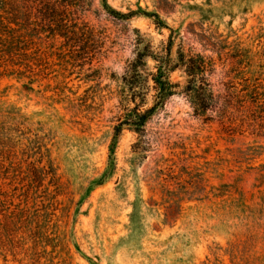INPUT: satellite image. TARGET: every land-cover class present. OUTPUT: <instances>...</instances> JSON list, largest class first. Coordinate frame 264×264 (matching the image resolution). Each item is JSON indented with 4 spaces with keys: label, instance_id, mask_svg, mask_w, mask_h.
<instances>
[{
    "label": "rangeland",
    "instance_id": "1",
    "mask_svg": "<svg viewBox=\"0 0 264 264\" xmlns=\"http://www.w3.org/2000/svg\"><path fill=\"white\" fill-rule=\"evenodd\" d=\"M88 2L73 43L0 26V264H236L217 209L264 225V0H107L128 19ZM192 56L218 95L207 112L186 93ZM155 57L176 94L116 137L154 104Z\"/></svg>",
    "mask_w": 264,
    "mask_h": 264
},
{
    "label": "trees",
    "instance_id": "2",
    "mask_svg": "<svg viewBox=\"0 0 264 264\" xmlns=\"http://www.w3.org/2000/svg\"><path fill=\"white\" fill-rule=\"evenodd\" d=\"M102 6L106 13L128 19L136 14L135 11L122 13L111 7L107 0H102ZM0 9L6 12L4 16L7 24L0 21L4 30L12 31V24H16V41L21 45L26 40V34H38L41 30L53 36L65 39L67 43H73L76 38L88 30L89 24L84 21L82 16L90 10L88 0H0ZM157 16L156 14H153ZM9 26L10 29L7 28ZM24 30V31H23ZM145 54L140 53L139 58L132 63L131 72L140 77L139 68L143 64ZM156 58V57H155ZM157 59V58H156ZM159 65L157 72L153 75L155 100L154 104L142 110L138 105L128 109L126 115L115 127L116 137H119L125 125L133 127L138 133L145 132V126L151 117L162 107L167 100L176 94L177 84L170 80L172 67L168 61L157 59ZM207 70L205 58L192 56L187 61L186 73L189 76V84L186 93L193 96L196 101L197 111L207 112L214 106L216 95L212 90V84L207 81L204 74ZM144 89L134 87L131 91L129 100L142 96ZM242 205V204H241ZM240 208L239 204L225 203L217 209L220 221L237 231L232 233L234 240L230 243V254L232 262L237 263L238 253L241 255H251L253 264L264 259V255H256V242L263 237L264 225L259 218H256L250 207L245 204ZM247 208V210H246ZM236 214H239V221L232 223Z\"/></svg>",
    "mask_w": 264,
    "mask_h": 264
}]
</instances>
